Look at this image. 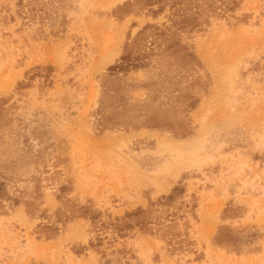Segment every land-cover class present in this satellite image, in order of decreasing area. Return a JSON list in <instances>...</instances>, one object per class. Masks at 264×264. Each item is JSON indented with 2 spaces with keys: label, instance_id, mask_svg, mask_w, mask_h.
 Masks as SVG:
<instances>
[{
  "label": "rangeland",
  "instance_id": "rangeland-1",
  "mask_svg": "<svg viewBox=\"0 0 264 264\" xmlns=\"http://www.w3.org/2000/svg\"><path fill=\"white\" fill-rule=\"evenodd\" d=\"M0 264H264V0H0Z\"/></svg>",
  "mask_w": 264,
  "mask_h": 264
},
{
  "label": "trees",
  "instance_id": "trees-1",
  "mask_svg": "<svg viewBox=\"0 0 264 264\" xmlns=\"http://www.w3.org/2000/svg\"><path fill=\"white\" fill-rule=\"evenodd\" d=\"M136 61L134 59H132V56L129 53H125L123 56H121L120 58V63H118L117 65H114L112 67L109 68L110 72L113 71H121V72H125L127 71L129 68L132 67H139L138 63H135Z\"/></svg>",
  "mask_w": 264,
  "mask_h": 264
}]
</instances>
